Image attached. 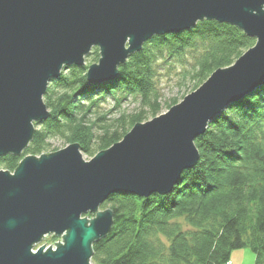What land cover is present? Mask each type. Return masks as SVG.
Wrapping results in <instances>:
<instances>
[{
  "label": "water",
  "instance_id": "water-1",
  "mask_svg": "<svg viewBox=\"0 0 264 264\" xmlns=\"http://www.w3.org/2000/svg\"><path fill=\"white\" fill-rule=\"evenodd\" d=\"M204 20L240 28L257 39L232 67L219 69L184 102L91 161L79 144L26 157L0 171V264H91L93 245L112 230L101 206L123 193L167 195L182 168L200 156L195 137L208 121L264 84V0H0V158L21 156L46 121L44 96L63 68L89 67L94 87L118 78V65L154 36L190 31ZM97 213L92 221L85 217ZM65 245L35 247L47 235Z\"/></svg>",
  "mask_w": 264,
  "mask_h": 264
},
{
  "label": "trees",
  "instance_id": "trees-1",
  "mask_svg": "<svg viewBox=\"0 0 264 264\" xmlns=\"http://www.w3.org/2000/svg\"><path fill=\"white\" fill-rule=\"evenodd\" d=\"M255 43L237 26L204 20L183 34L151 38L119 67L115 81L92 87L87 73L100 58L95 48L87 56L93 59L90 65L64 67L50 82L44 96L49 118L34 124V137L21 156L0 158V170L14 172L26 157L45 155L57 136L83 141L82 151L96 156L121 142L147 115L162 113L155 86L158 61L194 51L195 63L184 80L200 85L217 70L232 67ZM107 97L114 98L115 109L127 97L138 99L142 111L100 126L97 134L96 122L87 120ZM212 122L195 141L198 165L181 175L170 194L121 193L103 204L114 213V223L111 233L93 245V264H227L245 248L256 256L255 264H264V84Z\"/></svg>",
  "mask_w": 264,
  "mask_h": 264
},
{
  "label": "rangeland",
  "instance_id": "rangeland-1",
  "mask_svg": "<svg viewBox=\"0 0 264 264\" xmlns=\"http://www.w3.org/2000/svg\"><path fill=\"white\" fill-rule=\"evenodd\" d=\"M186 32H188V31H186ZM183 33H179V34L176 33L174 35H180ZM164 36H167V35H164ZM256 41H257V39H256ZM147 42L143 43L141 51L144 49L145 44ZM141 51H139V52H141ZM94 52H95V48L92 49V53H94ZM137 53L138 52H135L132 54L130 53V55L128 56V59L122 64H125L129 60L130 56H132L133 54H137ZM90 54L91 53H89L88 55L90 56ZM195 57H196V53L194 51L186 50V53L180 57H176V58H173V60L170 59L167 61L160 60V61H158V63H156L157 65L154 66L155 72H156L155 86H156V89L158 91L157 93H160V96H161L160 102L163 105L162 113L160 115H158L157 117H152L151 115H147L145 118L146 119L145 122H140L139 124H142V125L146 124L147 122H151L155 118L160 117L161 115L167 114L171 108L183 103L185 98L188 95H190L191 93H195L205 83H207L208 80L205 81L203 84H200V85L198 84L197 81L184 80L185 79L184 75H186L188 73L187 70L195 63ZM91 59H88V57H87L86 58V64H89V62H91ZM98 62H99V60H98ZM98 62H96V63H98ZM92 64H94V63H92ZM122 64L120 63L117 67L118 73H120L119 67ZM118 76H119V74H118ZM87 81H88V79H87ZM106 83H110V82H106ZM106 83H103V84H106ZM100 85H102V84H100ZM90 86H92V85H90ZM99 86H97V87H99ZM92 87H94V86H92ZM249 95H247L246 97H248ZM245 98L241 99L240 102L242 100H244ZM89 103H90V101H86V100L83 101V104L85 106L89 105ZM235 104H237V102L228 106L224 110H221V112L219 114H216L214 116L212 121H215L216 118H218L223 112H228L231 109V106H233ZM115 107H116V102H115L114 98L107 97L105 101L100 102V107L95 109L96 111L94 112V114L88 118V120H87L88 122H90V121L96 122L97 125L95 128V132L97 134H99V132H100L99 131L100 126L112 124L120 116H123L124 114L128 117L129 116L131 117V116L138 114L139 112L142 111L141 102L138 99H135L133 97H127L125 100H123L118 109H115ZM145 110H148V109H145ZM103 116H106V120L105 121H99V119L102 118ZM212 121H208L209 123H208L207 129H206V132H204L205 134L207 133L209 126L213 123ZM134 127L132 128V130L134 129ZM37 128H39V127H37ZM202 136L203 135H200L199 137H195V141ZM82 139L84 140V138H82ZM195 141H194V143H195ZM50 143H51L50 149L45 155H51L52 153L64 150L72 144H79L81 147L83 144V141L82 142L77 141V143H69L67 141V139L62 138L60 136H57L53 140H50ZM195 146H196V144H195ZM81 152H82V157L85 161H91L95 157V156H91V155L84 153L82 151V149H81ZM93 153H94L93 155L96 154L95 152H93ZM199 156H200V154H199ZM40 157H42V156H40ZM40 157H38V158H40ZM199 161H200V158L195 164H193V165H195L194 167H196L198 165ZM194 167H192L190 169L182 168L181 169V175H183L184 172L193 169ZM5 171H7V170H5ZM14 172H10V173H14ZM181 175H179L180 176L179 183H180L181 178H182ZM119 194H121V193H119ZM153 195H156V194H153ZM101 210L103 211L102 208H101ZM178 221L181 222V225L185 231L190 229V227L188 226V224L184 218H181ZM46 238L47 239H44L42 241V243L37 245L35 248L38 249L39 247L46 246V249H50V248L55 249V247L52 246L53 243L51 241V238H49V236H47ZM255 260H256V256L254 255V253L250 249L245 248V249L235 251L232 254L231 262H229V263L230 264H255ZM91 264H93L92 261H91Z\"/></svg>",
  "mask_w": 264,
  "mask_h": 264
},
{
  "label": "bare ground",
  "instance_id": "bare-ground-1",
  "mask_svg": "<svg viewBox=\"0 0 264 264\" xmlns=\"http://www.w3.org/2000/svg\"><path fill=\"white\" fill-rule=\"evenodd\" d=\"M87 57V56H86ZM85 62H86V59H85ZM66 67V66H65ZM64 69V68H63ZM63 71V70H62ZM62 74V73H61ZM53 80H57V79H53ZM50 84V83H49ZM240 101H238L237 103H239ZM174 190V189H173ZM119 194V193H118ZM170 194V193H169ZM113 195H115V194H113ZM109 200V199H108ZM107 200V201H108ZM106 201V202H107ZM105 202V203H106ZM103 206V205H102ZM101 206V207H102ZM100 210H101V208H100ZM107 210H110V209H107ZM102 211V210H101ZM103 211H106V210H103ZM112 211V210H111ZM92 217H88L89 218V220L90 221H92L93 219H95L96 218V215H97V213H89ZM89 214H87V215H89ZM87 215L85 216V217H87ZM113 218H114V213H113ZM47 236H49V238H51V241H52V246H54V247H56L57 245H61V246H63V245H65V240H64V237H65V234H63V235H61V236H56V235H47ZM46 236V237H47ZM45 237V239H47Z\"/></svg>",
  "mask_w": 264,
  "mask_h": 264
},
{
  "label": "built area",
  "instance_id": "built-area-1",
  "mask_svg": "<svg viewBox=\"0 0 264 264\" xmlns=\"http://www.w3.org/2000/svg\"><path fill=\"white\" fill-rule=\"evenodd\" d=\"M228 264H230V263H228Z\"/></svg>",
  "mask_w": 264,
  "mask_h": 264
}]
</instances>
